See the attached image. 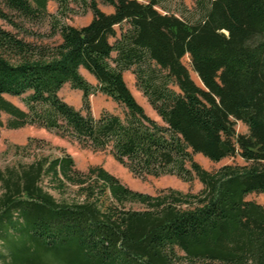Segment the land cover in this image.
Masks as SVG:
<instances>
[{
	"label": "trees",
	"instance_id": "1",
	"mask_svg": "<svg viewBox=\"0 0 264 264\" xmlns=\"http://www.w3.org/2000/svg\"><path fill=\"white\" fill-rule=\"evenodd\" d=\"M161 1L0 0L27 20L49 18L61 39L32 45L0 26V114L8 117L0 128L41 127L108 150L136 177L202 184L198 194L136 192L102 167L78 171L64 151L44 155V142L29 139L0 168L1 264H264V204L247 200L264 193V0H196L195 21L161 12ZM88 11L87 25L66 23ZM0 19L20 27L1 7ZM126 71L159 121L133 96ZM65 84L82 92L84 114L59 97ZM96 93L123 114L93 117ZM4 95L22 97L24 108ZM237 121L247 134L235 131ZM196 154L245 164L209 172ZM45 178L58 193L77 187L78 199L57 201Z\"/></svg>",
	"mask_w": 264,
	"mask_h": 264
},
{
	"label": "rangeland",
	"instance_id": "2",
	"mask_svg": "<svg viewBox=\"0 0 264 264\" xmlns=\"http://www.w3.org/2000/svg\"><path fill=\"white\" fill-rule=\"evenodd\" d=\"M196 0H162L160 4V11H168L179 16H183L189 21H195L197 19L194 7ZM0 7L18 24L19 28L12 27L3 20L0 19V26L5 30L11 32L19 39L24 40L27 43L37 46H55L61 41L58 34L54 35L51 31V20L49 18H41L35 20H27L22 18L17 13L10 11L2 3ZM99 8L105 13H111L113 9L111 7L99 5ZM57 11V4L54 1H48L47 12L51 16H55ZM92 19V13L88 11L85 15L72 16L66 20V23L70 26L79 28L87 25ZM183 64L188 68L190 75L195 83L200 85L198 77L194 74L190 67V60L188 56L182 59ZM82 76L93 86L97 85L96 80L87 73L84 69L80 70ZM124 80L136 98L137 102L144 108L146 114L152 119L159 121L158 117L151 109L147 99L139 91L136 85V79L132 71H126L123 74ZM59 97L73 106L77 110H82V92L74 90L69 84H65L58 93ZM4 98L19 108H24L22 103V97H13L4 95ZM89 107L93 117L98 118L103 113H111L121 116L123 109L121 106L113 102L110 98L96 93L89 96ZM8 117L1 113L0 120L2 123H6ZM235 131L239 134H247V127L237 121L235 123ZM29 139L41 140L44 142L42 153L44 155H50L56 157L61 155L64 151L69 154L75 163V168L86 173L89 168L102 167L107 172L115 176L122 184L127 186L133 191L156 195L160 191L165 189H174L182 193L198 194L202 189V184L198 179L192 181H183L176 176H163V177H146L139 178L133 175L129 170L120 166L113 158L111 153L107 151H93L90 148H86L78 144L76 141L63 137L54 131H49L37 126H25L19 129H6L0 128V168L14 162L17 158L14 156L15 146H24ZM194 160L202 166L205 170L212 172L218 170L220 167L229 164L244 165L245 162L239 157H228L220 162H212L203 156L196 154ZM26 161V160H25ZM43 187L50 191L54 198L59 201L71 202L77 198V187H69L64 193H58L57 191L50 190L47 178L42 182ZM1 194V189H0ZM78 199V198H77ZM247 200L264 204V193L250 194L247 196ZM129 208L140 209L139 205H129ZM1 264V263H0Z\"/></svg>",
	"mask_w": 264,
	"mask_h": 264
},
{
	"label": "crops",
	"instance_id": "3",
	"mask_svg": "<svg viewBox=\"0 0 264 264\" xmlns=\"http://www.w3.org/2000/svg\"><path fill=\"white\" fill-rule=\"evenodd\" d=\"M88 73V72H87ZM89 74V73H88ZM90 75V74H89ZM93 77V76H92ZM94 78V77H93Z\"/></svg>",
	"mask_w": 264,
	"mask_h": 264
}]
</instances>
